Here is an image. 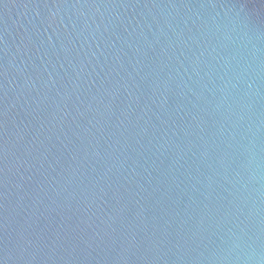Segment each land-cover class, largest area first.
<instances>
[{
  "label": "water",
  "instance_id": "95a60500",
  "mask_svg": "<svg viewBox=\"0 0 264 264\" xmlns=\"http://www.w3.org/2000/svg\"><path fill=\"white\" fill-rule=\"evenodd\" d=\"M0 264H264V0H0Z\"/></svg>",
  "mask_w": 264,
  "mask_h": 264
}]
</instances>
